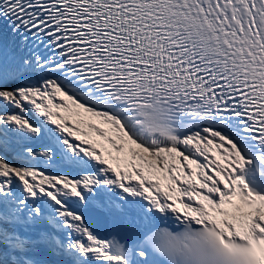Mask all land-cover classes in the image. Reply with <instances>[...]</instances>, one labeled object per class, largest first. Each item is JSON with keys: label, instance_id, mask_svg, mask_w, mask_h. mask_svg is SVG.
Masks as SVG:
<instances>
[{"label": "snow or ice", "instance_id": "1", "mask_svg": "<svg viewBox=\"0 0 264 264\" xmlns=\"http://www.w3.org/2000/svg\"><path fill=\"white\" fill-rule=\"evenodd\" d=\"M0 264H264V0H0Z\"/></svg>", "mask_w": 264, "mask_h": 264}]
</instances>
